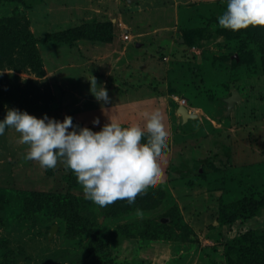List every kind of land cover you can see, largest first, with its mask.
Wrapping results in <instances>:
<instances>
[{"label":"rangeland","instance_id":"1","mask_svg":"<svg viewBox=\"0 0 264 264\" xmlns=\"http://www.w3.org/2000/svg\"><path fill=\"white\" fill-rule=\"evenodd\" d=\"M226 5L0 0V18L35 40L33 50L22 49L11 34L0 35V119L18 108L58 120L70 115L73 126L98 131L109 119L146 129L161 113L170 149L156 187L135 206H100L78 180L68 189L70 168L62 160L44 168L25 159L28 145L6 128L0 264H223L227 253L237 258L239 238L264 255V204L251 218L222 226L216 220L221 204L264 197V69L257 53L262 45L264 51V27L220 26ZM237 36L250 42L253 62H239ZM92 76L108 89V103L91 94ZM232 91L240 100L228 110ZM180 105L193 116L184 120ZM68 193L77 206L71 223L44 196Z\"/></svg>","mask_w":264,"mask_h":264},{"label":"clouds","instance_id":"2","mask_svg":"<svg viewBox=\"0 0 264 264\" xmlns=\"http://www.w3.org/2000/svg\"><path fill=\"white\" fill-rule=\"evenodd\" d=\"M218 24L231 30L249 26L264 27V0H227L226 10L217 17ZM90 92L108 103V89L92 76ZM99 124V118L92 121ZM12 127L28 145L25 159L39 161L44 168H54L63 161L74 171L86 198L100 206L126 201L135 206L163 175L160 161L168 154L169 134L161 113L151 116L147 128L110 120L100 130L73 126V118L63 120L44 114L37 117L26 110L9 108L0 119V135Z\"/></svg>","mask_w":264,"mask_h":264},{"label":"trees","instance_id":"3","mask_svg":"<svg viewBox=\"0 0 264 264\" xmlns=\"http://www.w3.org/2000/svg\"><path fill=\"white\" fill-rule=\"evenodd\" d=\"M12 35L13 37V44L19 45L20 48H26L33 50V44L35 42L34 38L26 32H24L22 35L18 36L16 33V30L14 27L10 24V21L5 18H0V35ZM65 36V35H64ZM255 37V35H253ZM237 44H238V56H239V62L242 64H248L253 62L252 55L253 53L247 47L246 45L250 42L248 40H245L241 37H235ZM254 42V41H253ZM240 45V46H239ZM257 43V47H260ZM263 49L262 47H260ZM257 51V53L261 56L262 59V68L264 69V51L262 50ZM240 94V93H239ZM68 189H72L75 186V182L77 181V177L73 170L70 169L69 175L66 176ZM45 196V201H50L53 203V211L55 214L59 217H61L64 221L67 223H71L72 221H75L76 218V199L75 197L69 195L63 196V195H55V194H47ZM264 204V197L262 196L259 199H254L251 197H243L239 199L238 201H235L230 204H221L219 206L218 210V216H217V222L219 225H227L232 224L238 219H247L251 218L257 210ZM73 218H75L73 220ZM92 234V233H91ZM236 248L235 254L237 255L236 259H231L229 257V253L226 254V259L223 264H241V261L243 264H264V255L260 254L258 249L252 245L247 243V241L243 238H239L238 241H236ZM104 253L102 248L100 249V254ZM99 253H95V256L100 255ZM93 262L95 261L94 257L92 258ZM237 259H240L241 261H238ZM98 261L94 264H97Z\"/></svg>","mask_w":264,"mask_h":264},{"label":"water","instance_id":"4","mask_svg":"<svg viewBox=\"0 0 264 264\" xmlns=\"http://www.w3.org/2000/svg\"><path fill=\"white\" fill-rule=\"evenodd\" d=\"M130 1V0H127ZM240 100V94L238 91H232L231 96L225 99V102L227 103V109L230 110L235 102ZM178 113L181 114L182 118L186 120L188 117H192L193 115H188L187 114V109H185L184 106L180 105L178 107Z\"/></svg>","mask_w":264,"mask_h":264},{"label":"bare ground","instance_id":"5","mask_svg":"<svg viewBox=\"0 0 264 264\" xmlns=\"http://www.w3.org/2000/svg\"><path fill=\"white\" fill-rule=\"evenodd\" d=\"M185 109H186V108H185ZM187 114H188V115H191L190 112H189L188 110H187Z\"/></svg>","mask_w":264,"mask_h":264}]
</instances>
